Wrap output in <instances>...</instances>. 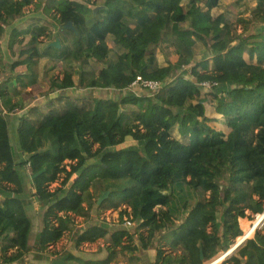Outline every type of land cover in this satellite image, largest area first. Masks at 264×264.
Returning <instances> with one entry per match:
<instances>
[{
    "label": "trees",
    "instance_id": "16d2710c",
    "mask_svg": "<svg viewBox=\"0 0 264 264\" xmlns=\"http://www.w3.org/2000/svg\"><path fill=\"white\" fill-rule=\"evenodd\" d=\"M184 1L0 0V40L12 26L14 59L0 56V66L26 69L0 82V264H111L119 257L137 264L144 256L148 264H206L223 254L220 264H264V219L261 231L236 242L241 219L264 212V14L213 16L222 0ZM32 5L47 20L13 26ZM53 35L61 47L43 40ZM197 39L208 43L210 59L197 60ZM167 43L178 54L174 65L158 59ZM68 60L78 66L77 81L57 76ZM175 66H190L196 80ZM138 78L159 88L137 94ZM205 80L218 85H196ZM20 87L30 91L5 107ZM74 88L129 95L77 96ZM14 109L19 153L10 136ZM128 140L135 146L119 147ZM187 188L209 197L189 207ZM122 206L130 211L121 217L137 230L109 229L99 218L102 209ZM73 216L85 220L77 231ZM67 234L70 244L51 259L50 247ZM99 239L105 244L96 251L80 247Z\"/></svg>",
    "mask_w": 264,
    "mask_h": 264
},
{
    "label": "rangeland",
    "instance_id": "374dc122",
    "mask_svg": "<svg viewBox=\"0 0 264 264\" xmlns=\"http://www.w3.org/2000/svg\"><path fill=\"white\" fill-rule=\"evenodd\" d=\"M188 0H185L184 3H187ZM207 8L206 6H203V11H205ZM255 10H260L263 12L264 14V4H258L255 0H222L220 7H215L212 10V15L213 16H217L219 14H224L227 17L229 16V14L235 15V16H240L243 17L245 19H250V17L252 16L253 12ZM25 13L26 15L24 17H22L21 19H18L14 22L13 26H27V25H32L33 23L37 22V24L39 25L41 23V21L45 19L47 20V16L45 17L41 12H37L34 10V5L29 6L25 9ZM41 20V21H40ZM126 21V20H125ZM32 22V23H31ZM127 23H129L130 25H133V23H131L130 20L126 21ZM261 22H264L261 21ZM239 32L242 30L241 25H239ZM12 26L7 28L6 31V35L3 36V38L0 40V44H1V52H0V56L3 57L4 62L7 64H10V62H12L13 56H11L8 52V39L10 36V32H11ZM56 31V29H55ZM56 36H52V38H44L43 40L47 43V42H53L54 38ZM60 38V37H59ZM56 40V39H55ZM60 41V40H59ZM109 46L113 49L116 50L118 52H120V48L115 46L113 43V39H109ZM168 47L165 48H161L160 52L158 53V59L160 62H165L167 61L169 64L174 65L177 62L178 59V54L175 52L174 48L171 47L170 43H167ZM47 46H51V43H49ZM61 43H60V47H61ZM48 48V47H47ZM53 48L50 49V51H52ZM61 49V48H60ZM55 52H59V51H55ZM194 52L196 54V58L198 61L202 60V59H210V55H211V50L210 47L208 45V43L202 39H197L196 40V46L194 49ZM244 57L246 59H251V56L248 53H244ZM211 64V63H210ZM96 68H99L98 64H93ZM175 72L176 74L178 73L179 75H184L187 78H193V76H191V70H190V66H175ZM78 66L72 62V61H65L62 63L61 65V69L57 72V76H59L60 78L63 77L64 73H70L73 77V79L75 81L78 80ZM206 71V70H204ZM26 73V69L25 66H21L19 68L16 69V71H14V73L10 72L7 69L3 68L2 65L0 66V82L2 80V78H4L3 75L5 76H14L16 74H24ZM25 78L27 79L28 76L26 75ZM194 79V78H193ZM196 80V79H194ZM206 81V80H205ZM204 82V81H202ZM202 82H197V84H202ZM30 91V89H24L22 87H20L18 89V93H12L9 98L5 99V101L7 102V106L13 103H16L24 93ZM132 91H134L137 94H144V93H148V91H150L148 88H144L142 86H133L132 87ZM128 90L126 91H115V90H106V89H88V90H81V89H77L74 88L73 90H71V94L72 95H77V96H93V97H108V98H114V99H120L122 97H125L126 95H129V93H127ZM125 95V96H123ZM32 98H27L26 99V103H30ZM27 106H29L27 104ZM23 111V110H21ZM19 113H13L15 116L13 117V119H10V127L12 129H10V136H11V140L15 141L18 140V134L15 130H13V126L15 125L18 117H19ZM136 144V142H134L133 140H128L126 141L124 144L120 145V148H131L134 147ZM19 147V144H18ZM20 152V150H19ZM21 154V153H20ZM21 157L24 158V156ZM68 164H70L69 162H67ZM21 175H22V171L19 170ZM73 178H76L75 176ZM57 188H59V185L57 183L53 184L51 186L52 190H56ZM186 194L188 196V202H189V207L195 206L198 202L204 201L205 199H207L209 197V193L207 192H203L201 189H193V188H187L186 189ZM85 208H88V205H84ZM36 210H38V205L36 204V206L34 207ZM126 206H122L117 210L114 209H102L101 212L99 213V218L104 221V223L107 224L109 229H113V230H117V229H126L129 231H135L137 230V227L133 224H131L130 222L127 221V216L124 215L123 217H121L120 212L125 209L127 211H130V209H126ZM74 217L75 222L72 224V226L75 228V230L77 231L80 226H82L85 223V220L83 217ZM263 218H264V212L262 214H251L250 212L247 213V217L241 219V227L242 230L244 232V235L237 239V243L241 242L242 240H245L247 238H251L253 237L254 233L257 231H261L263 228ZM221 216L218 215V221L221 222ZM41 222V218L39 216V220L38 222ZM38 226H40V224H38ZM71 235L67 234L65 235V237L63 238V240L61 242H59L57 245L50 247L51 250V256L50 258H56L58 255H55V253L57 252H61L62 250H64L65 248H67V246L70 244L71 242ZM129 241L127 240V237H125V240L122 242V244H128ZM105 244L104 240L99 239L95 242H83L81 243L80 247L83 250L86 251H96L99 247L103 246ZM135 244H139V239L138 236L136 235V239H135ZM231 251H229L228 253H230ZM50 258L47 259V261L51 260ZM143 261H138L137 264H148L149 263V259L147 256L142 257ZM225 258V254H223L219 259L215 260L212 263H206V264H220ZM111 264H129L125 261V259H123L122 257H119L116 261H114Z\"/></svg>",
    "mask_w": 264,
    "mask_h": 264
},
{
    "label": "built area",
    "instance_id": "2783aa9c",
    "mask_svg": "<svg viewBox=\"0 0 264 264\" xmlns=\"http://www.w3.org/2000/svg\"><path fill=\"white\" fill-rule=\"evenodd\" d=\"M135 85H140L144 88H149V89H158L160 83L159 82H155V81H145L142 80L141 78H138L137 81L135 82ZM134 85V86H135ZM201 86H203L205 89H212L214 86L218 85L216 81L214 80H207L202 82V84H200ZM19 110L18 109H14L13 113H18ZM29 167V165H28Z\"/></svg>",
    "mask_w": 264,
    "mask_h": 264
},
{
    "label": "water",
    "instance_id": "95a60500",
    "mask_svg": "<svg viewBox=\"0 0 264 264\" xmlns=\"http://www.w3.org/2000/svg\"><path fill=\"white\" fill-rule=\"evenodd\" d=\"M97 9L98 8H95V10H94V13H96L97 12ZM65 27L66 28H70V29H73V25H72V23L71 22H68L66 25H65ZM51 46H54V47H57V48H59L60 47V41L58 40V39H56L54 42H52L51 43ZM109 195V192H106L100 199H99V203H101V201L105 198V197H107ZM264 219V218H263ZM243 241V240H242ZM241 241V242H242ZM240 242V243H241ZM239 243V244H240ZM45 261H47V258H45L44 259V262Z\"/></svg>",
    "mask_w": 264,
    "mask_h": 264
},
{
    "label": "crops",
    "instance_id": "0c3cea01",
    "mask_svg": "<svg viewBox=\"0 0 264 264\" xmlns=\"http://www.w3.org/2000/svg\"><path fill=\"white\" fill-rule=\"evenodd\" d=\"M11 30H12V29H11ZM8 98H9V97H8ZM8 98H7V99H8ZM3 105H4L5 107H7V102H6L5 100L3 101ZM5 107H4V108H5ZM0 108H2V106H1ZM11 142H12V144L14 145L15 149L18 151V144H19V141L15 139V141H12V140H11ZM18 153H19V151H18ZM26 187H27V189H30V185H29L28 183L26 184ZM14 264H16V263H14Z\"/></svg>",
    "mask_w": 264,
    "mask_h": 264
}]
</instances>
